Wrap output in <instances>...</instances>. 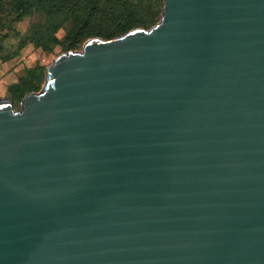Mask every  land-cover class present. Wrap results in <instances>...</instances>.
<instances>
[{
  "label": "water",
  "instance_id": "obj_1",
  "mask_svg": "<svg viewBox=\"0 0 264 264\" xmlns=\"http://www.w3.org/2000/svg\"><path fill=\"white\" fill-rule=\"evenodd\" d=\"M57 54L0 93V264H264V0Z\"/></svg>",
  "mask_w": 264,
  "mask_h": 264
},
{
  "label": "trees",
  "instance_id": "obj_2",
  "mask_svg": "<svg viewBox=\"0 0 264 264\" xmlns=\"http://www.w3.org/2000/svg\"><path fill=\"white\" fill-rule=\"evenodd\" d=\"M164 0H0V55L18 56L28 45L43 53L80 51L92 38L111 40L127 32L154 26ZM31 19L20 32L16 26ZM58 33L62 36L58 38ZM46 66L24 68L17 81L7 86V97L19 109L22 99L38 92Z\"/></svg>",
  "mask_w": 264,
  "mask_h": 264
},
{
  "label": "rangeland",
  "instance_id": "obj_3",
  "mask_svg": "<svg viewBox=\"0 0 264 264\" xmlns=\"http://www.w3.org/2000/svg\"><path fill=\"white\" fill-rule=\"evenodd\" d=\"M30 22L31 19H26L19 23L16 29L22 32ZM4 33L5 31H0V35ZM57 36L60 38L62 33ZM56 53H59V48H55L53 54H47L28 45L14 58L9 57L8 53L0 55V93H7V86L17 81L24 68L38 64L47 67L48 62H53L56 58Z\"/></svg>",
  "mask_w": 264,
  "mask_h": 264
}]
</instances>
